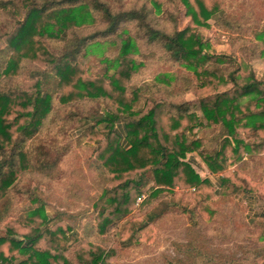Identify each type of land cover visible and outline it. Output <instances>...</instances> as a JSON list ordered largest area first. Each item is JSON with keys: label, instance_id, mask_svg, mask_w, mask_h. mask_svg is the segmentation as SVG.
<instances>
[{"label": "trees", "instance_id": "1", "mask_svg": "<svg viewBox=\"0 0 264 264\" xmlns=\"http://www.w3.org/2000/svg\"><path fill=\"white\" fill-rule=\"evenodd\" d=\"M180 2L190 18L189 26L166 33L151 23L153 9L156 15L163 14L154 0H0V42L4 43L0 49V228H5L0 236V264H106L109 257L98 249L96 254L77 256L73 262L59 246L60 241L67 242V231L57 225L58 219L48 217L45 204L30 191L23 209L15 204L21 176L27 171L51 176L68 151L54 147L53 154L52 146L57 142L46 139L61 110L62 119L70 124L66 135L82 122L87 126L85 132L95 134V142L103 137L104 149L95 161L103 170L108 168L114 179L121 180L131 172H150L147 180L153 184L152 197L169 192L178 182L195 191L211 186L219 194L233 178L227 167L245 168V177L234 188L257 196L260 214L248 219L245 213L244 219L247 226L257 227L262 222L264 228V79L255 74L256 65L264 62V31L259 30L264 7L245 19L243 64L234 65L232 54L239 56V52L218 55L194 30L208 27V20L219 31L232 30L234 15L224 0H211L210 7L204 0ZM128 24L132 30L124 29ZM97 25L104 28L82 35ZM120 32L126 37L115 60H102L106 65L102 77H77V62L90 54L97 40ZM47 45H52V50ZM141 46L157 47L176 65L184 78L182 92L193 94V101L184 99L170 106L149 98L143 101V110H133L140 91L128 92L125 84L144 69V63L135 59ZM231 65L235 67L230 69ZM107 71L114 74L109 76ZM176 80L168 74L154 77L157 86L166 89ZM101 99L115 102L117 109H98V118L93 117L92 122L83 110H66L72 104ZM121 120L124 146L115 130ZM205 128L219 133V144L213 145L210 155L198 139L199 131ZM192 153L217 177L219 189L194 171L186 160ZM144 174L141 180H125L117 187L121 195L107 201L112 207L110 220L103 219L92 232L103 235L112 225L111 219L128 213L130 204L142 195ZM130 186L136 190L133 202L126 191ZM104 211L100 209L99 214ZM128 239L132 240L131 236ZM245 264H264V255L255 253Z\"/></svg>", "mask_w": 264, "mask_h": 264}, {"label": "rangeland", "instance_id": "2", "mask_svg": "<svg viewBox=\"0 0 264 264\" xmlns=\"http://www.w3.org/2000/svg\"><path fill=\"white\" fill-rule=\"evenodd\" d=\"M154 1L161 5L163 11L162 15H156L153 9L150 20L154 28L170 33L174 29L183 31L189 26L190 18L186 16V8L180 0ZM204 1L210 7L211 0ZM224 2L229 13L234 15L232 30L219 31L213 27L212 20L206 22L208 27H194V30L210 46V50L218 55L239 52V56L232 54L234 65L243 64L241 55H245L247 38L244 31L245 19L251 14L255 16L254 11L264 7V0ZM260 12L259 30L264 31V11ZM103 28L104 26L97 25L85 29L82 35H89L92 31ZM125 28L132 30L129 24ZM121 32L117 36L97 40L90 49V54L77 62V77L83 80L102 77L106 69L102 60L107 58L113 61L118 57L120 43L126 37ZM250 39L254 40L251 36ZM3 47L4 43L0 42V49ZM52 47L48 46L51 50ZM59 48L60 45L54 51ZM141 48L135 59L144 63V69L125 84L128 92L136 89L140 91L138 103L133 105L134 111L143 110V101L149 98L170 106L179 104L184 99H195L193 94L184 95L182 92L181 83L184 78L175 64L167 61L157 47ZM107 73L109 76L114 74L112 71ZM157 74L176 76L177 80L171 87L161 88L154 81ZM255 74L259 79H264V62L256 65ZM105 84L108 89L111 88L107 81ZM76 105L72 104L66 110H83L82 113H87L91 122L93 117L98 118L99 111L102 112L104 108L111 112L117 109L116 103L107 99L85 101L80 106ZM58 107L57 104L55 109ZM62 112L63 110L46 139L57 142L52 146L53 154H56L54 147L58 151L66 147L67 153L51 176L43 177L33 171H27L21 176V191L15 196V204L18 209H23L29 201V194L26 192L34 193L45 204L44 210L48 217L58 219L57 225L67 231V242L62 240L59 246L67 250L70 255L67 257L74 259L73 262L77 256L96 254L98 249L104 252V256H109L106 264H245L255 258V253L262 252L264 255L263 224L260 222L257 227L247 226L244 219L245 192L234 188V184L245 177V168L228 166L226 172L233 178L229 186H225L219 194H215L211 186H203L195 191L178 182L169 192L152 197L153 184L147 180L151 179L150 172H131L123 175L121 180L114 179L108 168L103 170L95 161L104 149L103 137L99 136V143L95 142V134L85 132L87 126L82 122L71 127L67 136L65 131L70 124L62 119ZM174 112L175 109L172 108V113ZM115 130L120 137L119 143L124 146L125 130L122 120L116 124ZM218 137L219 133L213 128L199 131L198 139L203 142L206 154L214 152L213 145L219 144ZM190 157L197 158L200 166L192 164V168L201 179L208 178L214 182L216 176L210 173L201 157L192 153L186 156V160ZM141 173H145L142 179L145 185L140 188L142 195L135 203H129L128 213L111 219L112 225L103 235L92 232L91 229L96 228L103 219L110 220L112 207L107 201L121 195L122 190H117V187L125 180H141ZM261 180H264V175ZM126 191L130 193L129 199L133 202L136 190L130 186ZM102 208L105 211L100 215ZM4 229L0 228V236ZM130 236L132 240L128 239Z\"/></svg>", "mask_w": 264, "mask_h": 264}, {"label": "crops", "instance_id": "3", "mask_svg": "<svg viewBox=\"0 0 264 264\" xmlns=\"http://www.w3.org/2000/svg\"><path fill=\"white\" fill-rule=\"evenodd\" d=\"M246 158L250 159L251 156H246ZM189 161L194 164L195 166L199 167V162L197 161V158H194V157H190L189 158ZM216 179H214V182L213 184L215 185L216 189H219L220 185H219V182H218V179L217 177H215ZM257 196L255 194H248V195H244L243 197V202H244V205L246 207V217L248 219H251L252 217H256L260 214V211L262 210V206L258 203V200H257ZM257 207V208H256ZM256 208V210H255Z\"/></svg>", "mask_w": 264, "mask_h": 264}]
</instances>
